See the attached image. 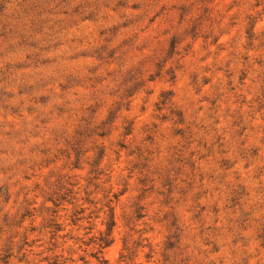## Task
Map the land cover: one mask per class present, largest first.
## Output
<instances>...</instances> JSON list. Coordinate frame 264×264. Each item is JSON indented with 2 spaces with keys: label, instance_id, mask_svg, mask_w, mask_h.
Returning <instances> with one entry per match:
<instances>
[{
  "label": "rangeland",
  "instance_id": "374dc122",
  "mask_svg": "<svg viewBox=\"0 0 264 264\" xmlns=\"http://www.w3.org/2000/svg\"><path fill=\"white\" fill-rule=\"evenodd\" d=\"M0 264H264V0H0Z\"/></svg>",
  "mask_w": 264,
  "mask_h": 264
},
{
  "label": "trees",
  "instance_id": "16d2710c",
  "mask_svg": "<svg viewBox=\"0 0 264 264\" xmlns=\"http://www.w3.org/2000/svg\"><path fill=\"white\" fill-rule=\"evenodd\" d=\"M199 2L202 3L203 0H199ZM252 27H253V26H252V24H251V26H250V30L252 29ZM250 38H251V35H248V39H250ZM215 41H216V39H215ZM174 45H175V43L172 44V47H174ZM168 95H169V94H167V96H168ZM165 100H166V98H165ZM165 100H164V101H165ZM163 103H164V102H162L161 104H163ZM127 134H128V133H127ZM107 211H108V222H107V225H106L105 234H104V236L99 240V241H100L99 249H103V248L107 247V246L111 243V240H110L109 236H110L111 229H112L114 223H113V220H112V209H111V208H107ZM124 246H125V244H124ZM124 250H126V252H127L129 249L124 248ZM5 258H6V257H5Z\"/></svg>",
  "mask_w": 264,
  "mask_h": 264
}]
</instances>
